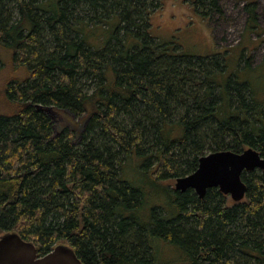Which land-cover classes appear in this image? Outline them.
Segmentation results:
<instances>
[{"label": "trees", "instance_id": "1", "mask_svg": "<svg viewBox=\"0 0 264 264\" xmlns=\"http://www.w3.org/2000/svg\"><path fill=\"white\" fill-rule=\"evenodd\" d=\"M156 4L0 0V237L39 257L69 245L82 264H264V172L231 205L169 185L210 152L264 158V106L223 57L157 42Z\"/></svg>", "mask_w": 264, "mask_h": 264}, {"label": "rangeland", "instance_id": "2", "mask_svg": "<svg viewBox=\"0 0 264 264\" xmlns=\"http://www.w3.org/2000/svg\"><path fill=\"white\" fill-rule=\"evenodd\" d=\"M195 1L157 0L149 14V33L157 42L176 45L179 52L188 56L223 57L227 63V75L223 76L237 74L238 82L248 83L256 100L264 106V0H218L223 16L206 11L201 5L197 12ZM247 5L256 7L257 21L249 19ZM204 12L208 14V22L198 14ZM58 125L56 119V129ZM135 163L131 162L125 173L133 184L140 185L142 179L136 174ZM175 183L174 180L169 185L174 188ZM154 200L150 198V202ZM227 200L230 205L234 204L230 197ZM165 249L160 248L164 254L173 256L171 248ZM163 255L162 258H167Z\"/></svg>", "mask_w": 264, "mask_h": 264}, {"label": "water", "instance_id": "3", "mask_svg": "<svg viewBox=\"0 0 264 264\" xmlns=\"http://www.w3.org/2000/svg\"><path fill=\"white\" fill-rule=\"evenodd\" d=\"M200 163L199 170L193 175L177 178L174 188L176 192L184 194L193 190L203 200L209 190L216 189L235 203H240L248 193L243 175L257 170L264 172V159L253 149L240 154L230 151L210 153ZM2 248L0 264H82L70 248L63 246L39 257L35 246L17 234L3 237L0 240Z\"/></svg>", "mask_w": 264, "mask_h": 264}, {"label": "bare ground", "instance_id": "4", "mask_svg": "<svg viewBox=\"0 0 264 264\" xmlns=\"http://www.w3.org/2000/svg\"><path fill=\"white\" fill-rule=\"evenodd\" d=\"M50 5V4H49ZM206 58V57H205ZM249 149H253V148H248V149H246V150H244V151H247V150H249ZM254 150V149H253ZM243 151V152H244ZM254 151H256V150H254ZM231 152V151H230ZM256 152H258V151H256ZM259 153V152H258ZM259 155H260V153H259ZM206 156V155H205ZM205 156H203V157H201L200 159H199V162H198V167H197V169L195 170V172H193L192 174H190V175H193L194 173H196V171H198L199 170V167H200V161H201V159H203ZM261 156V155H260ZM261 158H263L262 156H261ZM264 159V158H263ZM257 171H260V170H257ZM261 172H263V171H261ZM177 180V179H176ZM175 180V181H176ZM175 188V187H174ZM175 190V189H174ZM190 191V190H189ZM193 191V190H192ZM195 193V192H194ZM196 195V194H195ZM223 195V194H222ZM197 196V195H196ZM198 197V196H197ZM245 200V199H244ZM243 200V201H244ZM233 201V200H232ZM234 202V201H233ZM235 203V202H234ZM241 203V202H240ZM8 235H10V234H8ZM5 236H7V235H5ZM5 236H2V237H0V240L3 238V237H5ZM33 244V243H32ZM34 245V244H33ZM35 246V245H34ZM62 245H56L55 247H54V249L52 250V251H54L56 248H58V247H61ZM69 245H67V246H63V247H67V248H70V246L68 247ZM36 248V247H35ZM71 249V248H70ZM3 250V248L2 249H0V251H2ZM36 250L38 251V249L36 248ZM72 250V249H71ZM73 251V250H72ZM74 252V251H73ZM75 253V252H74ZM39 254V253H38ZM40 256V255H39ZM77 256V255H76Z\"/></svg>", "mask_w": 264, "mask_h": 264}, {"label": "flooded vegetation", "instance_id": "5", "mask_svg": "<svg viewBox=\"0 0 264 264\" xmlns=\"http://www.w3.org/2000/svg\"><path fill=\"white\" fill-rule=\"evenodd\" d=\"M194 192V191H193ZM195 194V193H194Z\"/></svg>", "mask_w": 264, "mask_h": 264}]
</instances>
